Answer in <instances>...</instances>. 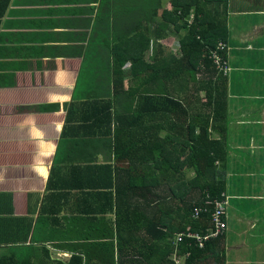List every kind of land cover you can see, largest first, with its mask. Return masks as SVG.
Listing matches in <instances>:
<instances>
[{"label": "crops", "instance_id": "0c3cea01", "mask_svg": "<svg viewBox=\"0 0 264 264\" xmlns=\"http://www.w3.org/2000/svg\"><path fill=\"white\" fill-rule=\"evenodd\" d=\"M99 1L0 0L2 253L27 246V235L29 244L52 248L58 259L69 258L80 242L92 243L82 240L88 234H112L115 245L119 183L137 179L146 186L157 179V162L149 175L138 171L142 155L116 154L113 111L99 112L113 104L112 82L102 79L109 83L94 89L80 79V68L93 66L81 63L79 46L96 35ZM240 1L226 0L225 13L220 10L228 31L233 118L226 264H264V0ZM161 4L171 9L169 0ZM174 41L169 35L160 44L175 52ZM130 68L128 61L122 66L123 93L133 86ZM124 101L122 94L120 106Z\"/></svg>", "mask_w": 264, "mask_h": 264}, {"label": "trees", "instance_id": "16d2710c", "mask_svg": "<svg viewBox=\"0 0 264 264\" xmlns=\"http://www.w3.org/2000/svg\"><path fill=\"white\" fill-rule=\"evenodd\" d=\"M169 2L171 9L162 10V0H100L92 26L96 35L79 46L81 63L93 65L83 73L80 68V79L94 89L109 81L114 86L113 104L99 112L113 111L117 156L142 155L138 171L149 175L158 163L157 179L146 186L137 179L119 183L115 245L112 234H88L82 240L92 243L80 242L69 258L58 259L52 248L29 244L27 235V246L0 251V264H226L233 119L228 31L220 13L226 0ZM169 35L177 38L175 52L160 44ZM127 61L135 78L123 93ZM219 202L226 203L224 226L211 237Z\"/></svg>", "mask_w": 264, "mask_h": 264}, {"label": "built area", "instance_id": "2783aa9c", "mask_svg": "<svg viewBox=\"0 0 264 264\" xmlns=\"http://www.w3.org/2000/svg\"><path fill=\"white\" fill-rule=\"evenodd\" d=\"M219 62V60H217V63ZM225 202H219L217 203V210L214 214V222H215V232H212L210 234L211 237H215L217 236V234L221 231V227L224 226V224L221 222L220 220V216L223 214V212L225 211ZM197 216V212L194 213ZM210 236H205L204 239H208L210 238Z\"/></svg>", "mask_w": 264, "mask_h": 264}, {"label": "rangeland", "instance_id": "374dc122", "mask_svg": "<svg viewBox=\"0 0 264 264\" xmlns=\"http://www.w3.org/2000/svg\"><path fill=\"white\" fill-rule=\"evenodd\" d=\"M239 2H241L240 0H239ZM156 19H158V18H156ZM246 20H247V18H244V17H240V21H241V23L242 24H245V22H246ZM176 40L172 43V45L173 46H177L178 45V42H177V38H175ZM228 70H229V68H228ZM188 172V171H187ZM232 240H229V243L231 242ZM230 247V246H229ZM228 247V248H229ZM53 257H55V255H53ZM63 259V258H62Z\"/></svg>", "mask_w": 264, "mask_h": 264}]
</instances>
